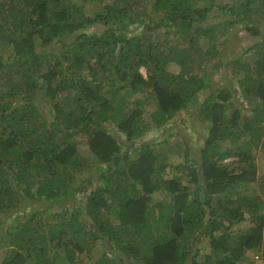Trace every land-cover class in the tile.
<instances>
[{
    "label": "trees",
    "instance_id": "trees-1",
    "mask_svg": "<svg viewBox=\"0 0 264 264\" xmlns=\"http://www.w3.org/2000/svg\"><path fill=\"white\" fill-rule=\"evenodd\" d=\"M121 17L153 19L157 37ZM254 17L264 19V0H0V264H253L254 251L264 263ZM237 23L259 38L196 66ZM219 68L236 86H210ZM190 110L206 127L201 144L180 132L136 140ZM172 137L188 164L169 162ZM172 165L187 174L167 176ZM248 218L255 225L241 228Z\"/></svg>",
    "mask_w": 264,
    "mask_h": 264
},
{
    "label": "rangeland",
    "instance_id": "rangeland-1",
    "mask_svg": "<svg viewBox=\"0 0 264 264\" xmlns=\"http://www.w3.org/2000/svg\"><path fill=\"white\" fill-rule=\"evenodd\" d=\"M219 1H224V0H219ZM87 3L91 6H94V7L96 6L95 4H93L91 2L89 3V1H87ZM224 18L218 17V18H216V21H222ZM121 21L126 22V24L128 25V28H129V30H131V32L133 31L134 33H140L142 31V28H144V30L149 33V35H147V37H149L151 39L157 37L156 34L154 33L153 29H151L154 27V25L156 23V21H154L153 19H150V18L142 19V20L137 21V23H132V22H128L125 17H121ZM252 22H253V26H255L254 28H257L258 31H260V32H264V19L259 20L258 18H255ZM95 30H99L98 27H95ZM232 30H236V31L238 30L239 32L236 34L232 33V35H229L228 39L226 40L225 43H222V41H223L222 38H219V40L217 39L216 42L215 41L213 42L215 45V51L217 54L215 59L213 60L210 57L208 59V61H204L206 54L203 53L202 55L196 56L197 57L196 66H198L197 65L198 63H200L199 66H203L206 63H208L210 65V63L212 61L215 62L214 63V66H215L217 64V62H219V61H223L225 59H229V58L237 56L243 50H245V48L249 44H251L252 42H254L255 40H257L259 38L258 35L252 34L251 30L241 27V25L238 23L233 26ZM163 37L164 36L162 35L161 38L163 39ZM56 44L57 43H52L51 45H48V46H41V45H39V46L42 49H49L50 50L52 48L55 49ZM243 57L246 59L252 60V55H250L249 51L246 52ZM211 66L212 65H210V67ZM166 68L170 71H178L179 66L176 63L169 62L166 64ZM220 70H221V68L218 69V72H216L214 74H209L210 86H228V84L230 85L231 83L234 84L233 86H236L235 80L233 79V77L230 74H228L227 76H224V73L220 74L219 73ZM141 71L145 74L144 67H141ZM202 96L203 95L200 94L199 99H201ZM194 112H195V110H190L189 112L178 113L177 115L170 118L168 123H167V126H165V128H162V129L156 128L154 126L147 127L146 131L141 135V137L137 138L136 140L147 141L150 139H154L155 137L157 139V137L160 133L170 132L171 134H174V132H180L179 135L182 137L184 135H188L190 137V141H192L193 144H201V142L203 141V137L206 134V127L203 123H201L195 117ZM113 133L116 134L118 132L114 131ZM118 134H119V138L122 140V148L124 149L125 147H127L129 149V151L133 152L134 151L133 146H129L127 141L124 139V134H122V133H118ZM75 138H77V137H75ZM174 140H175V137H172L171 139H169V141L171 142L170 149L167 152L169 155V157H168L169 162L170 163H176V164L179 163L180 165L185 164V163L188 164L186 162L188 159L186 160L184 153L179 149L178 144L176 142H174ZM78 144H79L78 149H79L80 153L85 155V158L88 159V161L90 162V160L92 158L90 159L91 154L87 150L86 141L78 136ZM257 150H258V152L256 151L257 152V154H256L257 171L259 173H262V172H264V152L260 148ZM195 155H196V153L189 154V157H193ZM231 158L233 159L235 157H231ZM231 158H227V160H231ZM101 165H102L101 163L90 165L85 170H83L82 174H85V173L96 174L98 171V168ZM183 168H185V167H183ZM183 168H180V169H183ZM180 169H177L174 165L168 166L166 168V175L171 176L172 174H174L177 177H179L180 175L187 174V168L182 170V171H180ZM188 181H190L191 184L193 183L190 180L189 176H188ZM255 223L256 222L253 218L252 219L248 218L247 220L241 221L240 227L245 228L249 225L250 226L255 225ZM2 255H3V249H0V261H1ZM84 263H86V261H84Z\"/></svg>",
    "mask_w": 264,
    "mask_h": 264
},
{
    "label": "built area",
    "instance_id": "built-area-1",
    "mask_svg": "<svg viewBox=\"0 0 264 264\" xmlns=\"http://www.w3.org/2000/svg\"><path fill=\"white\" fill-rule=\"evenodd\" d=\"M252 258H253V264H264L263 259H262V255L260 252L254 251Z\"/></svg>",
    "mask_w": 264,
    "mask_h": 264
}]
</instances>
